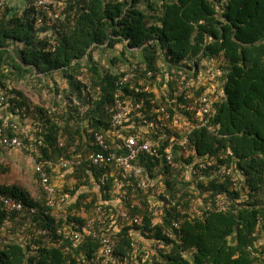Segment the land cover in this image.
Instances as JSON below:
<instances>
[{"label":"trees","instance_id":"1","mask_svg":"<svg viewBox=\"0 0 264 264\" xmlns=\"http://www.w3.org/2000/svg\"><path fill=\"white\" fill-rule=\"evenodd\" d=\"M8 1L0 8L3 112L27 109L36 129L21 127L18 134L28 143L32 135H41L38 127L44 130L39 158L50 170L48 162L65 155L75 135L112 126L115 93H129L138 82L123 79L120 61L125 69L138 61L141 70L162 72L206 58L223 62L224 96L214 120L220 136L198 130L192 139L200 155L230 147L235 172L250 188L242 183L236 190L224 178L210 181V190L227 194L229 209L188 217L181 237H169V252L153 264H264V0H62L65 6L56 18L37 0H24L23 9ZM39 18L45 25L36 29ZM50 40L55 50H48ZM103 45L117 51L109 66L94 57ZM143 46L141 53L131 50ZM55 73L68 87L60 91L57 84L48 85L52 104L33 105L19 84L33 78L42 83ZM7 171L0 162V173ZM36 184V198L18 186L0 185V193L41 205L42 187ZM6 218L0 212V264H63L68 259L56 237L26 235L22 242L20 224L4 226ZM35 222L47 227L52 219L36 216ZM122 241L121 249L130 246L129 239Z\"/></svg>","mask_w":264,"mask_h":264},{"label":"built area","instance_id":"2","mask_svg":"<svg viewBox=\"0 0 264 264\" xmlns=\"http://www.w3.org/2000/svg\"><path fill=\"white\" fill-rule=\"evenodd\" d=\"M7 1L0 0V8ZM46 1L36 4L49 10ZM44 25L39 18L35 28ZM55 48L56 42L50 40L48 50ZM207 61L164 72L141 70L138 61L125 69L120 61L123 79L138 82L129 93H115L112 126L75 135L67 153L48 162L51 170L39 158L45 146L44 130L38 127L41 135L23 142L18 133L28 119L27 109L3 112L0 99V151L28 154L44 196L41 205H31L0 193V212L7 214L4 226L20 224L17 238L22 242L26 235L56 237L69 253L63 264H153L169 252V237H181L188 217L204 218L211 210H228L227 194L210 190L209 182L224 178L236 190H241L242 183L249 190L235 172L232 149L200 155L192 139L198 130L220 136L214 120L217 103L224 96L225 72L222 61L215 66ZM55 169L65 177L55 175ZM36 216L50 218L52 224L39 226ZM259 233L257 229L255 235ZM126 238L130 246L121 249ZM260 240L264 243V232ZM260 256L264 263V252Z\"/></svg>","mask_w":264,"mask_h":264},{"label":"rangeland","instance_id":"3","mask_svg":"<svg viewBox=\"0 0 264 264\" xmlns=\"http://www.w3.org/2000/svg\"><path fill=\"white\" fill-rule=\"evenodd\" d=\"M8 2L11 6H18L21 9H23L27 4L24 0H9ZM45 6L49 8V11H51L53 15L52 17H55V14H60L62 12L65 5L62 0H50V2H45ZM118 45L120 47L121 44ZM111 50L107 49L106 45H103L102 47L94 51V57L102 62L104 66H109L110 59L117 55V51ZM132 51L139 53L138 50ZM220 62L221 60L219 59H209V61H207L206 63L210 66H215L217 63L220 64ZM55 84L58 85L60 91L68 87L67 83L62 80L60 73H55L54 77L50 76L47 77V79L45 78L44 82L42 83L35 81L34 78L32 80H24L19 84V87L24 91L33 105L40 103L48 108L53 101L50 95V91H53L50 90L48 85L54 86ZM32 124L35 130L36 125L34 120ZM0 162L6 164L8 167L7 172L0 173V185L18 186L23 191H27L28 193H30L33 197H38V187L36 184L37 176L34 172L33 164L28 158V154L25 151H19L15 149L3 151L0 155Z\"/></svg>","mask_w":264,"mask_h":264},{"label":"crops","instance_id":"4","mask_svg":"<svg viewBox=\"0 0 264 264\" xmlns=\"http://www.w3.org/2000/svg\"><path fill=\"white\" fill-rule=\"evenodd\" d=\"M32 122H33V119H32V117H29L28 119H26L25 121H24V123H23V125H22V129L24 130H26L27 132L29 131V132H32L33 130H34V127H33V124H32ZM33 127V128H32ZM9 151V150H8ZM60 171L58 170H54V173H57V174H55V175H58V173H59ZM69 171H66V173H68ZM65 174V173H64ZM58 176H61V177H65L64 175H58ZM57 178H59V177H57ZM69 178V177H68ZM86 188V187H85ZM94 189V188H93ZM78 194H79V192H78ZM37 196V195H36Z\"/></svg>","mask_w":264,"mask_h":264}]
</instances>
